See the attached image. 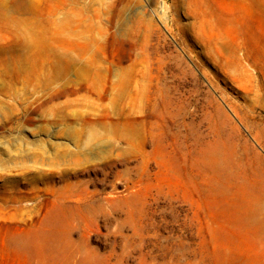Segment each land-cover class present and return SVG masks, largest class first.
<instances>
[{
  "label": "rangeland",
  "instance_id": "1",
  "mask_svg": "<svg viewBox=\"0 0 264 264\" xmlns=\"http://www.w3.org/2000/svg\"><path fill=\"white\" fill-rule=\"evenodd\" d=\"M0 264H264V0H0Z\"/></svg>",
  "mask_w": 264,
  "mask_h": 264
}]
</instances>
